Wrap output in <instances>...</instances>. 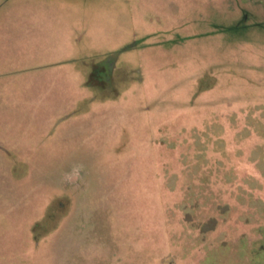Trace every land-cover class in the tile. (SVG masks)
<instances>
[{
    "label": "rangeland",
    "instance_id": "obj_1",
    "mask_svg": "<svg viewBox=\"0 0 264 264\" xmlns=\"http://www.w3.org/2000/svg\"><path fill=\"white\" fill-rule=\"evenodd\" d=\"M0 264H264V0H0Z\"/></svg>",
    "mask_w": 264,
    "mask_h": 264
}]
</instances>
